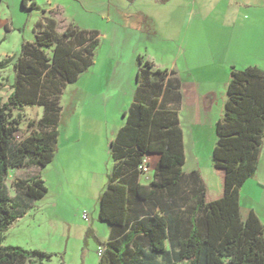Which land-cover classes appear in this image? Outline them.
I'll use <instances>...</instances> for the list:
<instances>
[{
	"label": "trees",
	"instance_id": "16d2710c",
	"mask_svg": "<svg viewBox=\"0 0 264 264\" xmlns=\"http://www.w3.org/2000/svg\"><path fill=\"white\" fill-rule=\"evenodd\" d=\"M35 5L23 0L26 8ZM55 27L37 28L34 41L0 60V68L12 64L15 70L7 100L0 95V264H44L51 257L43 250L4 245L3 239L5 229L48 193L42 176L31 174L15 177L11 196L8 174L54 160L63 88L95 63L100 45L97 30L70 24L59 33ZM139 63L134 99L111 142L114 165L99 197L98 217L111 225L109 239L100 241L105 250L99 264H264V224L254 211L246 218L241 211V189L255 175L264 143V69L232 68L213 151L223 192L212 198L201 179L187 192L179 112L165 102L180 81L174 84L168 69H154L149 60L140 57ZM3 86L0 81V91ZM34 105L44 112L29 122L32 132L17 140L20 110ZM150 153L159 158L152 180L142 184L139 165Z\"/></svg>",
	"mask_w": 264,
	"mask_h": 264
},
{
	"label": "rangeland",
	"instance_id": "374dc122",
	"mask_svg": "<svg viewBox=\"0 0 264 264\" xmlns=\"http://www.w3.org/2000/svg\"><path fill=\"white\" fill-rule=\"evenodd\" d=\"M35 1L33 8L24 7L23 0L20 1V6L12 7L15 10L14 27L17 29L10 30L0 25V60L5 58V54H18L24 40H35L36 28H43L37 22L45 21V15H53L57 19L55 29L59 33L70 24L99 32L100 45L96 50L95 63L84 70L76 81L68 82L63 88L60 102L62 113L57 126L60 147H69L76 154L82 151L87 157L83 160L84 165L89 168L93 166V169L87 168L88 171L80 172L74 167L63 174L58 173V168L51 170V166L46 170L45 167L37 166L11 169L6 180L11 196L16 195L13 185L15 177H27L42 169V175L45 173L48 178L50 190L43 198L33 201L27 212L5 229L3 244L21 246L29 251H46L51 257L45 259L44 264H98V247L101 245L100 241L104 242L109 236L111 225L99 219V201L86 198L84 191L85 186L94 182L95 164L99 172V184L102 174L112 170V161L107 152L94 150V140L103 143L107 135L110 139V128L123 116V113H120V117L116 113L118 96L110 99L107 96L114 94L119 88H130L131 82L136 83L135 68L139 53L144 60L155 62L156 67H171L172 62L178 59V68L190 66L201 73L197 82L202 90H213L216 93L213 117H222L232 71L226 67L217 79L206 75L211 59L225 58L228 51L231 60L234 59L231 67L242 69L250 64H257L264 69V9H259L260 13L255 18L250 14L248 19L242 20V27L237 28L233 44L234 33L222 26L224 16L229 9L231 13L236 12L239 7L243 12L251 9L235 0H54L60 4L58 13L48 12L50 5L47 0ZM127 10L149 12L153 21L152 31L148 30L147 25L141 28L126 25L123 12ZM5 16L2 4L0 18ZM14 76L12 64L0 68V81L5 85L0 91L3 100H7L11 93ZM105 103H108L107 107ZM20 112L23 114V121L16 135L17 140L27 136L35 128L29 124L30 121L36 122L40 118L36 106H26ZM105 121L106 125L107 122L110 125L108 130ZM205 123L204 128L194 130L196 134L192 132L193 126L186 121L181 123L188 153L185 166L190 169L199 163L202 178L215 194L223 181L214 164L212 152L217 144L218 134L216 127L210 129V120ZM193 135L201 137L200 141L193 143ZM146 159L150 164L153 161L152 158ZM153 173L152 169L144 172L142 179L145 180ZM242 188L244 214H247L252 200L259 210L263 209L264 165L257 169ZM84 211L88 212V220L83 218ZM94 221L98 238L94 237L92 230L87 229L88 224Z\"/></svg>",
	"mask_w": 264,
	"mask_h": 264
},
{
	"label": "crops",
	"instance_id": "0c3cea01",
	"mask_svg": "<svg viewBox=\"0 0 264 264\" xmlns=\"http://www.w3.org/2000/svg\"><path fill=\"white\" fill-rule=\"evenodd\" d=\"M20 1L21 0H11V1L0 0V5L3 4L5 11H6V15H7L4 18H0V25L1 26H5V27L9 28L10 30L17 29L14 27L13 11H15V10L12 7L13 6L14 7L20 6ZM203 1L206 2V0H203ZM47 2L50 5V7L48 8V12H50V13H53V12L58 13L59 12L60 4L58 3V1L47 0ZM235 2L236 3L239 2L241 5L245 4L248 7H250L251 9L245 10V12H243V9L241 7H239V9L236 12H232L233 14L231 13V9H229L228 13H226V15L224 16L222 26L224 28L226 27L228 29L227 31L234 33V36H232V43L233 44L236 41V35H237L236 31H238L237 28L242 27V22H243L242 20L248 19L250 14L254 15V18H255L260 13L258 10L264 9V0H235ZM230 5H232V4H230ZM46 12H47V9L45 10V13ZM123 15L126 19V21H125L126 25H129V26L135 27V28H141L144 25H147L148 30L152 31L153 21L151 19V14H149V12L147 13V11L144 12L143 10H139V11L127 10V11L123 12ZM45 17H46L45 21H43V20L38 21L37 25H41L43 28L44 27H52V25H54V24L57 25V19L53 15H48V16L45 15ZM27 41H34V40H24V42H27ZM0 43H1V41H0ZM232 43L230 44V46L228 48L229 50L232 46ZM13 55H16V54H11V55L5 54L4 57L7 58V57H10ZM0 56H1V54H0ZM140 57L143 58L141 53L138 54V60ZM147 60L153 62L150 59H147ZM233 61H234V59L231 60L230 53H228V51H227V57H225V58L222 57V58L217 59V58L213 57V59H211L210 67H208L209 71H207L206 75H210L211 77L216 78V79L219 78L220 72H224L226 67H229L230 70L232 71L233 66L231 67V64L234 63ZM249 63H252V62H249ZM153 64H154V69H156V68L168 69L171 72L170 76H171L174 84H177L178 81H180L179 88L178 89L173 88L171 91H169V93L165 99V102L167 103V105L174 107L178 110L181 123L186 121V123L188 125L193 126V131H192L193 134H196V133H194L195 129L204 128L206 126L205 122L209 121V120L211 122L210 123V129L213 130V127L214 128L216 127V130H217V122L221 117L215 118V117H213V114H212L213 106L216 104V100H217L216 93L213 90H210L208 92H204L202 90L200 83L197 82V77H199L201 75V73L194 71V69H191L190 66H187L184 68H178L177 67L178 59H176L172 62L171 67H167V66L156 67L155 62H153ZM250 65H257V64H250ZM139 67H140V63L138 61L137 66L135 68V69H137L136 70L137 73H138ZM136 80H137V78H136ZM133 83L132 82L130 83V86H131L130 88H128V89L119 88V90H117V92H115L113 90L114 94H109V96H107L108 99L113 98L116 95L118 96V98L116 99V111H117L116 113H118V116L120 115V113H123V116H122V118L119 116L120 119H119L118 123L114 124L113 127H111V128H110V125L108 122H107V125H106V121L104 122L106 129L107 128L112 129L111 130L112 136L110 139H109V136L107 135L105 138V141L103 143H100L99 141L94 140V150L106 151L107 154L109 155L110 160L112 161V168L114 165V161L112 160V157H111V142L115 138L117 131L121 128V126L124 125V123H125L124 112L129 109V107H130V105L134 99V93H135V89L138 85V80L136 81L135 84H133ZM34 106H36L38 108V111L40 112V117H41L43 112H44V108L42 106H38V105H34ZM107 106H108V103H105V107H107ZM25 109H26V107H25ZM182 129H183V134H184L185 133L184 127ZM193 137H194V138H192L193 143L199 142L201 139V137H199V136L193 135ZM204 140L205 141L207 140L206 136L204 137ZM184 146H185V164L183 166V170H184L185 175H186L187 192H189L193 187H196L197 185L200 184V181H199L200 179L203 181V183H205V181L202 178L203 173H202V168L199 165V163L194 168L186 169L185 165H186L187 160H188V153L186 150L185 143H184ZM214 148L212 149V152L214 151ZM146 158H152L153 159V161L150 164V167H151L150 169H152L154 172L157 160L159 158V155L155 154V153H150V154L146 155ZM199 158L200 157L198 156L197 159H199ZM84 159H87V157H86L85 153L84 154L82 153V151L78 152L76 154V152H73L71 150V148L60 147V145L58 144L57 154H56L54 160L45 167V170H46V168H49V166H51V170H52V168H54V169L58 168L59 169L58 173L63 174L65 171L74 169V167H76L80 172H84V170L86 171L87 168H89V167H87L86 164L84 165V163H83ZM94 159H95V157H94ZM106 162L108 163V160ZM263 165H264V143H263V147H262L261 158H260L258 170ZM89 169H93V166L90 167ZM43 172H44V169H42L41 171H39L35 174H40L42 176V178L45 180V182L48 186V191H49L50 187H49L48 182H47L48 178H46L45 173L42 175ZM110 173H111L110 171L104 172V174H102L101 182L99 184V182H98L99 172H98L97 164H95L94 182L85 186L84 192H85L86 198L91 199V200L94 199V202L99 201V197H100L102 191L104 190V188L107 186V183L109 181ZM219 173L223 179L222 171L219 170ZM142 175H143V173L140 174L139 181L142 184H148L152 180L154 173L152 176L147 177L145 180L142 179ZM249 179H251V178H249ZM222 184H223V181H222ZM222 184H221L220 188L215 192V194H213L211 188H209L207 186V183H205L208 195L212 198L220 196L223 192V185ZM189 194H190V192H189ZM35 201H37V200H35ZM138 201L140 202V199H138ZM243 203H244V194H243V188H242L241 189V211H242L243 217L246 218L251 211H254L259 216L262 223L264 224V220H263V216H262V211L264 210V206H263V209L259 210L255 204V201L252 200V201H250V206L248 207L247 214H244V210H243L244 204ZM263 214H264V211H263ZM83 218H84V216H83ZM95 227H96V221L92 222L91 224H88L87 229L92 230L94 233V237L98 238V234H97ZM108 239H109V236L107 237L106 240H108ZM99 260H100V258H99ZM99 260H98V264H99Z\"/></svg>",
	"mask_w": 264,
	"mask_h": 264
},
{
	"label": "built area",
	"instance_id": "2783aa9c",
	"mask_svg": "<svg viewBox=\"0 0 264 264\" xmlns=\"http://www.w3.org/2000/svg\"><path fill=\"white\" fill-rule=\"evenodd\" d=\"M150 168H151L150 167V163H149V161L146 158H145L144 162L139 165V169L142 172H147V171L150 170ZM83 216H84L85 219H87V220L89 219L87 211H84ZM104 250H105V246L104 245H100L98 247V255H99V257H101L103 255Z\"/></svg>",
	"mask_w": 264,
	"mask_h": 264
}]
</instances>
